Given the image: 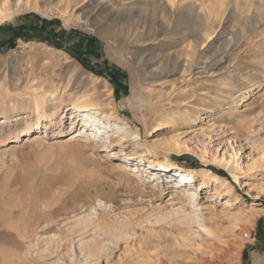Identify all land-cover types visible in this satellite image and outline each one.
I'll list each match as a JSON object with an SVG mask.
<instances>
[{
    "label": "rangeland",
    "instance_id": "rangeland-1",
    "mask_svg": "<svg viewBox=\"0 0 264 264\" xmlns=\"http://www.w3.org/2000/svg\"><path fill=\"white\" fill-rule=\"evenodd\" d=\"M0 3V264L264 258V0Z\"/></svg>",
    "mask_w": 264,
    "mask_h": 264
},
{
    "label": "bare ground",
    "instance_id": "bare-ground-1",
    "mask_svg": "<svg viewBox=\"0 0 264 264\" xmlns=\"http://www.w3.org/2000/svg\"><path fill=\"white\" fill-rule=\"evenodd\" d=\"M6 3H0V11H2L3 7H5ZM207 8V7H206ZM216 9V8H215ZM208 11V10H207ZM37 109H39L37 107ZM74 121V120H73ZM84 121V124L82 125V127L80 128V131H84V132H89L90 129H91V125L90 123L87 121V120H83ZM43 132H36L33 134V138L32 140H39L41 139L43 136H42ZM70 138H73V135L72 136H69ZM69 139V138H68ZM150 160L149 161H152L156 167L158 168H161V169H170V167L167 165V163L164 161V160H161V159H158V158H154V157H151L149 158ZM191 175H192V178L195 177V173L194 171L192 170L191 172H189ZM177 175H179V173H177ZM209 175V176H208ZM210 176H212L210 174V172H207V175L206 174H202V180L205 181L207 178H210ZM217 180H220V181H227L225 180V178H222L220 177L219 175H213ZM173 191L174 193L176 194L177 198L179 201H181L182 203L185 202V199L184 197L186 198H189V199H193L194 198V194L193 192L191 191V188H188L187 184L183 183V181L181 180H177V181H173ZM188 202V201H187ZM246 248V247H245ZM242 256V255H241ZM244 256V255H243ZM243 258V257H242ZM245 258V257H244ZM254 261V260H253ZM196 262V261H195ZM253 264H264V259H257L255 258V261Z\"/></svg>",
    "mask_w": 264,
    "mask_h": 264
},
{
    "label": "trees",
    "instance_id": "trees-1",
    "mask_svg": "<svg viewBox=\"0 0 264 264\" xmlns=\"http://www.w3.org/2000/svg\"><path fill=\"white\" fill-rule=\"evenodd\" d=\"M49 21H47V20H44V23H48ZM35 27H37V26H32V27H28V23H25V24H22V25H19L18 26V28H16L15 30L14 29H12L13 30V34H12V37L9 39V40H14V39H16V37H18V36H20V37H30V36H37V35H39L41 38H42V40H44V41H47V42H49L50 44H52V45H54V46H57V47H59V45H58V43L56 42V36H57V34L55 33V31L54 30H52V29H49V28H47V27H44V28H42V29H38L37 28V32H39V33H34L35 31H34V29H35ZM33 28V29H32ZM28 31V32H27ZM41 32H43V35L41 34ZM7 42L9 43V41L7 40L6 42H3V44L2 45H4V44H7ZM11 43V42H10ZM66 50L67 51H69V52H71V49L69 48V47H66ZM80 50H76V51H73V54H74V56H78V57H80L81 55H80ZM92 70H94V68H92ZM97 74H99V75H104L105 74V72H103V71H99V70H96L95 71ZM118 73L117 72H114V73H112V75L110 76V78H111V80H112V82L115 84V85H117V82H118Z\"/></svg>",
    "mask_w": 264,
    "mask_h": 264
},
{
    "label": "crops",
    "instance_id": "crops-1",
    "mask_svg": "<svg viewBox=\"0 0 264 264\" xmlns=\"http://www.w3.org/2000/svg\"><path fill=\"white\" fill-rule=\"evenodd\" d=\"M261 234H262V236L264 235V232L261 230V232H260ZM255 248V247H254ZM252 249V251L250 250V249H248L247 251H246V253L244 254V256L245 255H247V259L246 260H249V259H253L254 258V255H261V253H263L264 252V249L262 250V251H259V250H257L256 248L255 249ZM262 259H264V258H262Z\"/></svg>",
    "mask_w": 264,
    "mask_h": 264
}]
</instances>
